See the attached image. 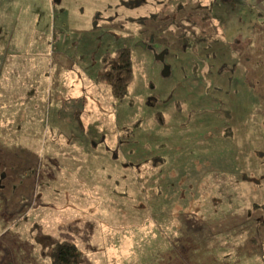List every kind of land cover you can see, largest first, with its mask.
Here are the masks:
<instances>
[{
  "label": "rangeland",
  "instance_id": "obj_1",
  "mask_svg": "<svg viewBox=\"0 0 264 264\" xmlns=\"http://www.w3.org/2000/svg\"><path fill=\"white\" fill-rule=\"evenodd\" d=\"M181 1L0 0V264H56L64 241L77 264H264V0L218 3L198 67L169 22L188 33L209 0ZM228 27L246 41L227 44ZM123 47L133 76L116 100L101 57ZM187 77L193 96L156 101ZM219 91L229 122L210 114Z\"/></svg>",
  "mask_w": 264,
  "mask_h": 264
},
{
  "label": "flooded vegetation",
  "instance_id": "obj_2",
  "mask_svg": "<svg viewBox=\"0 0 264 264\" xmlns=\"http://www.w3.org/2000/svg\"><path fill=\"white\" fill-rule=\"evenodd\" d=\"M132 1H134V0H132ZM218 1H221V0H209L205 4L200 3V2H203V1H200V2H198V4L200 3V6L206 7V10L208 11V13H205L204 12L205 10L203 11V13L205 15H208L210 12H213V10L211 11V9H214L216 7V5H218ZM210 3H212V6L209 5ZM129 7H132V6H129ZM198 7H199V5H198ZM113 16L118 18L121 15L118 12H116ZM149 16H151V14ZM128 17L130 18L129 15H128ZM170 17L171 16L167 15L165 18H170ZM209 18L210 17L207 16V18H201V19L197 20V19H191V17H189L187 22H189V20H190V22L192 24H194L196 27H195L194 30H190V31H187L186 29H184V31L186 30L188 33H185V32L177 33V29H179V28L177 27L178 23L176 22L175 15H174L173 21L169 22L170 26L172 24L174 26L176 38H180V41L182 42L181 44H184V46H183L184 54L183 55L188 58L189 62L191 63V66L194 65L195 67H198L197 62H195L197 60L196 59L197 56L201 57V59H202L201 61H203L204 65L208 64V66H209L210 65V61L208 59L209 51H207V52L205 51V52L201 53L200 51L197 50L196 47H201L200 44H202V43H206V44L209 43L208 47L211 46L210 51H212V49L214 48V46L217 43V40H220V37H213V35L210 33V30L217 31L218 28L216 29V28H213V27H209V28H207V27L206 28H200L199 27V25L201 23H204V22L208 23ZM187 25H189V24H187ZM153 38L155 39L154 34H152L150 36V41H153ZM182 39L185 40L187 43L183 42ZM177 45H180V43L177 44ZM188 45H190L191 49L193 50L191 52L190 56L187 54V46ZM149 47H151V44L149 45ZM161 50L162 51L160 53L156 54L157 55L156 57H157V60H159L162 63V66H161L162 73L164 74V76H166L168 78H172V76H171L172 75V69L171 68H172L173 64L168 63V61H166V59H165V57H168L170 55V47H164ZM174 75L176 76L175 77V80H176L177 74H174ZM214 77H217V75H215ZM190 78L191 77H187V78H185L187 80H185L184 82H180V83H178V81H176V83L172 84L169 89H166V90H168V92L165 90L168 93L167 99L165 97L164 98L159 97L158 100L156 98V101H160V103H163V107H167L166 106V102H169V100L173 97V95L177 94L175 92L176 90L177 91L186 90V93L183 95L186 98V100L188 99L189 96L190 97L193 96V92L190 91V90L193 89V87H194L193 83H197L198 79H192L191 80ZM213 78H212V81H213ZM175 80H174V82H175ZM178 80L181 81L180 78H178ZM223 80H224L223 83H226V84H228L230 82V78L229 77H228V79L223 78ZM171 90H173V91L171 92ZM219 93L222 94V95L219 94L218 97L215 96L214 92L210 93L211 97H209L208 99H210V100L213 99L214 100L213 107H211V109H210V112H211L210 114L215 113V112L216 113L217 112H222V116L221 117H223L224 119H226V121L229 122V120L232 118L231 109L233 108V106L231 108L224 107L223 111H221V108H223V105H229L230 95H226L225 93L220 92V91H219ZM223 94H225L226 96L223 95ZM148 96L145 97V100L148 98ZM183 96L181 95L180 98L177 97V99L173 101L174 109H175L176 112H182L181 111L182 110V102L184 101V97ZM195 96H197L198 99H200L202 97V96H198V95H195ZM147 101H148V103H151L150 102V98H148ZM145 103H146V101H145ZM216 108H218L219 110H216ZM225 109H228V110H225ZM216 115L219 117L220 113L216 114ZM219 119H220V117L217 119V121L219 123H221L222 120H219Z\"/></svg>",
  "mask_w": 264,
  "mask_h": 264
},
{
  "label": "trees",
  "instance_id": "obj_3",
  "mask_svg": "<svg viewBox=\"0 0 264 264\" xmlns=\"http://www.w3.org/2000/svg\"><path fill=\"white\" fill-rule=\"evenodd\" d=\"M200 1L198 0V2ZM228 1L229 0H221L218 1V3L221 4L222 6L223 5L227 6ZM181 4H183L182 1ZM209 5L212 6V3H210ZM200 7L197 6L196 11L191 10L187 16L193 15V18L197 20L203 18V15L200 16L199 14L203 13L204 10L205 13H208V11L206 10V7H202V6ZM178 8L179 7H177V11ZM216 8L219 9L218 5H216ZM212 10L214 9H211V11ZM196 12H198L199 14ZM199 27L206 28V22L201 23ZM101 61H102L103 69L101 71L102 73H100L99 75V79L107 83L111 95L116 100H122L128 94V87L133 76V71H132L133 58H132L131 49L127 47H123L116 49L113 53L107 52L101 57ZM221 64L222 63H220V65ZM226 65L227 64H224L223 69L225 70L227 68L228 71L230 72L229 65L228 67ZM214 89L224 91L221 90L222 89L221 87H214ZM53 253H54L53 257L55 258L54 261L56 262V264H77L79 261L78 249L75 247V245H73L70 242L64 241L62 243L57 244L53 249Z\"/></svg>",
  "mask_w": 264,
  "mask_h": 264
},
{
  "label": "crops",
  "instance_id": "obj_4",
  "mask_svg": "<svg viewBox=\"0 0 264 264\" xmlns=\"http://www.w3.org/2000/svg\"><path fill=\"white\" fill-rule=\"evenodd\" d=\"M180 1V0H179ZM200 1V0H199ZM131 3V0H126V6H128V8L129 9H133V8H135L134 6H132V7H129L130 4ZM136 8H139L138 6H136ZM237 10H238V12H239V9H238V6H237ZM116 12H118L117 10L112 14V15H110L111 17L116 13ZM235 12H236V10H235ZM196 13H198V12H196ZM239 13H241V12H239ZM199 14V13H198ZM209 15V14H208ZM207 15V16H208ZM207 16L206 15H203V18H207ZM238 16V23H241V19H240V17H239V15H237ZM190 17H191V19H194L193 18V15H190ZM242 18H245L244 17V15H242ZM207 24V23H206ZM243 25V24H242ZM195 27L196 26H192V30H194L195 29ZM250 34V33H249ZM248 34V35H249ZM239 36H242L243 38H244V41H246V38H247V34L246 35H244V30H240V29H235V31L233 30V29H230L229 27L225 30V33L224 34H222V37H223V39H224V41L226 40L227 42V44H230L231 42L233 43V42H235V43H238V40H237V37H239ZM236 38V40H234ZM241 38V37H240ZM234 40V41H233ZM241 40V39H240Z\"/></svg>",
  "mask_w": 264,
  "mask_h": 264
},
{
  "label": "water",
  "instance_id": "obj_5",
  "mask_svg": "<svg viewBox=\"0 0 264 264\" xmlns=\"http://www.w3.org/2000/svg\"><path fill=\"white\" fill-rule=\"evenodd\" d=\"M55 1H58V0H55Z\"/></svg>",
  "mask_w": 264,
  "mask_h": 264
}]
</instances>
